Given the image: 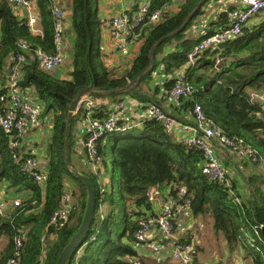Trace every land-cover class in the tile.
Returning a JSON list of instances; mask_svg holds the SVG:
<instances>
[{
  "label": "trees",
  "instance_id": "trees-1",
  "mask_svg": "<svg viewBox=\"0 0 264 264\" xmlns=\"http://www.w3.org/2000/svg\"><path fill=\"white\" fill-rule=\"evenodd\" d=\"M28 1L37 11V32L29 27L27 17L17 16L13 4L0 0V117L10 99L7 96V69L23 43L26 46L25 62L18 67L19 94L25 98L32 90L37 96L40 103H31L41 107L40 117L51 115V134L46 148V164L42 166L38 162V171L43 174V182L38 185L29 172L20 169L24 158L34 155L24 150H19L18 154L14 152L11 144L20 141L21 135L16 131L6 133L0 126V180L18 191H30L18 205L0 215V230L7 237L5 249L0 252V264H7L15 256L17 237H20L21 245L14 264H56L81 222L86 188L71 175L65 158L71 161L76 154L73 131L76 123L86 120L88 114L91 118L103 119L107 111L83 103L67 124L71 102L90 86L111 92L132 83H135L130 90L132 96L143 98L139 92L143 85L148 87L156 71L164 76L163 87L169 92L177 74L187 66V54L192 46L229 24L226 11H222L207 24L204 35L191 40L186 32L204 13L202 7L207 0H183L174 13L165 10L169 0H153L152 10H161L160 20L133 30L130 39L137 38V54L121 75H114L93 48L101 26L96 0H68V4L60 7L64 10L63 23L67 20L73 31L71 67L67 78H59L43 69L35 55L37 50L56 53L52 15L55 1ZM139 1L133 11H128L130 15L137 10ZM230 9L233 8L227 10ZM262 46L264 18L258 24L243 27L238 37L205 50L194 65L186 68V79L192 92L182 97L178 104L191 110L192 124L194 107L199 105L209 125L216 126L227 137L242 139L264 159L262 110L250 98V92L264 91ZM168 48L171 50H166ZM142 74L140 81L135 82ZM116 133H103L96 142L97 162L105 175L109 173L111 137ZM88 135L86 132L82 137V151ZM113 158V173L119 178L116 193L111 179L109 192L105 189L100 194L92 172H84L96 190V209L78 264H133L134 261L148 264L138 252L133 232L138 227L141 208L150 207L146 190L160 185H170L174 189L183 186L185 195L191 199L193 216L210 215L214 230L223 235L230 250L240 247L251 264H264L261 235L264 194L256 186L259 184L255 183L254 198H241L236 185L228 187L224 182L205 177L200 172L203 161L200 151L175 141L164 125L154 118L139 127L133 126L128 130L127 138L115 137ZM251 164L258 165L257 162ZM63 191H68L73 209L65 220L51 223L53 213L61 207ZM99 201L102 206L107 203L108 211L104 216L102 209V219L97 211ZM92 235L93 240L90 239Z\"/></svg>",
  "mask_w": 264,
  "mask_h": 264
},
{
  "label": "built area",
  "instance_id": "built-area-1",
  "mask_svg": "<svg viewBox=\"0 0 264 264\" xmlns=\"http://www.w3.org/2000/svg\"><path fill=\"white\" fill-rule=\"evenodd\" d=\"M11 4L23 7L27 15V23L29 27L37 32L36 15L33 14L34 4L28 0H8ZM170 2H176L179 0H169ZM241 7L225 10L229 24L215 31L212 34L204 36L201 40L197 41L189 53L187 54V66L185 70L179 72L174 80V84L169 91V95L172 100L178 102L182 97H187L192 92V87L189 85L186 79V68L192 66L199 59V56L207 49H214L220 44L232 40L239 36L243 27L247 26L249 22L260 15H264V0H240ZM153 0H140L139 6L131 15L122 10L119 14L114 16L110 22L109 33L114 44L115 49L124 53L128 49V41L133 36V30L144 25L157 23L161 18V10H152ZM168 6L165 10H167ZM52 15L54 18V36H55V48L56 53H43L40 50L35 52L36 59L40 63L41 67L47 71L56 69L62 63V41H63V28L64 23L62 21L64 16V10L59 5L54 4L52 7ZM25 44H20L18 47L19 53H17L9 68L7 69V85L9 88L8 97L9 104L0 117V126L6 132L10 133L16 131L19 135H22L24 131L29 128L38 126L39 117L42 112L41 107L38 104L28 102L24 96L19 93L18 79L20 78V72L18 67L25 62ZM88 94H83L79 101V107L83 103H86L87 107H90V102L86 101ZM251 101L257 102L262 110V118L264 119V91L250 92ZM4 99L3 97L1 98ZM123 103H119V107H122ZM78 107V108H79ZM151 118L156 119L164 127L170 131L176 124L175 118L168 112L164 111L161 107L151 105L150 107ZM194 123L191 127H186L189 134H186L181 139V144L186 147H195L200 151L203 161L200 166V172L202 175L209 179H215L220 182H224L226 186L230 187L227 180V169L223 166L214 150V142H216L222 148L231 150L241 158H245L250 162H257L259 166L264 168V159L258 157L256 153L244 144L242 139L230 138L222 133L214 125H209L202 113L199 105H195L193 110ZM87 133L83 149L85 162L89 165L90 171L94 175L97 190L99 193H103L105 190L104 177L106 176L100 164L97 162V149L96 142L103 133H125L133 126L131 124L122 123L115 115H107L103 119L91 118L88 114L87 118ZM12 148L14 152L20 149L18 141L12 142ZM16 159V156H15ZM38 159L34 156L26 157L20 163V169L24 172H29L32 179L41 185L43 182V174L38 171ZM174 190V191H172ZM147 201L150 203V207L141 208L142 214L138 218V227L133 232V239L137 242L138 248L145 249L155 256H168L171 264H198L194 261L195 258V246L190 240H176L173 237L175 230V224L178 219L187 214L188 217H192L190 211L191 199L185 195V189L183 186H178L174 189L172 186L160 185L151 186L145 193ZM163 197V201L156 209V200ZM98 205V213L100 219H102V204ZM19 201H13V205H18ZM4 203L0 201V215L4 210ZM73 209L72 203L68 191H63V197L61 201V207L53 213L51 223H55L58 220H65L68 212ZM91 240L94 239L92 235ZM20 237L15 239L16 253L7 264H14L18 255V249L21 245ZM86 242L75 251L69 264H78L79 253L85 246ZM133 264H142L141 262L134 261Z\"/></svg>",
  "mask_w": 264,
  "mask_h": 264
},
{
  "label": "crops",
  "instance_id": "crops-1",
  "mask_svg": "<svg viewBox=\"0 0 264 264\" xmlns=\"http://www.w3.org/2000/svg\"><path fill=\"white\" fill-rule=\"evenodd\" d=\"M54 1L55 4L59 6L68 4V0ZM182 1L183 0L176 2L169 1L167 11L174 13ZM137 3L138 0H96L95 2L97 15L101 19V26L99 37L94 38L93 48L100 53L104 64L114 75H121L129 66L131 60L137 54L138 41L137 38L130 39L128 41L127 51L124 53L118 52L115 49L110 37V22L112 18L119 14L122 10H126L127 12L133 11L135 6H137ZM241 5L240 0H207L202 7L204 13L196 19L195 25L187 30V38L192 40L194 38L201 37L207 31V24L214 21L220 12L227 10L229 7L237 8L241 7ZM14 10L19 17L27 15V12L23 7L14 5ZM33 11V14L37 17L35 7L33 8ZM263 18L264 15L253 18L249 22L248 26L260 23ZM63 25L64 35L61 51L62 63L56 69L50 71L59 78H67L69 76L68 73L71 67L73 45V31L70 29V24L67 20H65ZM35 28H38L37 23ZM166 50L171 49L168 48ZM184 70L185 69H182L180 72ZM163 81L165 80L162 73L160 74L159 71H156V75L153 77L152 82L148 84L149 88L146 85H143V90L139 92V95H142L143 98H134L130 93L134 84H129L128 86L111 92L92 88L91 91L88 92L86 101L91 103L90 107L92 108L103 107L104 110L107 111L106 116L113 114L119 118L120 122L136 125V127L141 126L144 121L151 118L150 107L155 104L156 106L161 107L164 111L170 113L175 118L176 124L169 132L175 141L180 142L186 134H189L186 127L192 126V113H190L191 110L181 108L178 102L171 99L169 92L163 87ZM25 99L28 102L30 101V103H40L32 90L30 93H26ZM119 103H123L122 107L118 106ZM73 131L75 135L74 150H76V154H73V157L69 162L72 167L80 172L84 173L86 169L90 171L89 165L84 160V151H82L81 144L82 137L87 132V121L82 120L77 122L73 127ZM50 134L51 115H41V117H39L38 126L27 129L20 136V141H18L20 145L19 150L31 152L32 155L38 159V162L44 166V164H46V148L49 143ZM214 150L225 168L228 165L227 167H231V170L237 171L236 176L232 174L230 175V180L231 186L236 185L235 188L240 193L241 198H254L256 184H259L256 186H259L260 191L264 194V168L259 165L254 166L251 162L244 158L242 159L240 156L237 157L238 155L233 153L231 150L222 148L216 142H214ZM29 193L30 191L27 190L18 191L16 188H10L8 187L6 181L0 180V201H2L5 206L3 212L10 211L14 207L13 201L18 200L20 202V200L27 197V194ZM163 200V197L156 200V209ZM197 217L198 216L193 215L192 217H188L187 214L182 215L175 224L173 237L176 240H190L193 242L195 246V257H197L196 263L202 264L199 262V251L203 250V247L195 242L192 233V226L193 223L196 222ZM214 232L216 234L212 237V239L216 236L220 240L219 246L222 252L220 259L224 261V264L225 262L230 264H251L250 258L244 255L240 247H235L230 250L223 235L215 230ZM6 243L7 237L4 235L3 230H0V252L5 249ZM138 252L148 264H171L168 256H155L151 252L141 248H138ZM154 260L156 262H153Z\"/></svg>",
  "mask_w": 264,
  "mask_h": 264
},
{
  "label": "water",
  "instance_id": "water-1",
  "mask_svg": "<svg viewBox=\"0 0 264 264\" xmlns=\"http://www.w3.org/2000/svg\"><path fill=\"white\" fill-rule=\"evenodd\" d=\"M188 21V20H187ZM186 21V22H187ZM186 22L181 26L183 27ZM180 30V29H179ZM177 32V31H175ZM175 32L171 33L174 34ZM158 44V43H157ZM262 50H264V46H262ZM219 57H222V54L219 55ZM152 66V65H151ZM151 66L147 69L149 71L151 69ZM143 74L140 75L135 82L140 81ZM135 84V83H132ZM92 86H90L84 93L79 94L70 104L67 112V124L70 122V119L73 117V114L76 112V110L79 107V101L83 94H88L89 91H91ZM114 146V145H113ZM113 153V148H112ZM65 163L68 167L69 172L71 175L79 180L86 188V202L85 207L83 210V216L81 219V222L77 228V230L73 233V235L69 238L67 244L62 249L56 264H69L75 251L83 244V242L86 239V236L89 233L90 226L94 219V213L96 209V190L95 187L91 181V179L84 173L76 170L74 167L71 166L68 158H65ZM261 235L264 239V227H261ZM194 261H197V257L194 258Z\"/></svg>",
  "mask_w": 264,
  "mask_h": 264
},
{
  "label": "rangeland",
  "instance_id": "rangeland-1",
  "mask_svg": "<svg viewBox=\"0 0 264 264\" xmlns=\"http://www.w3.org/2000/svg\"><path fill=\"white\" fill-rule=\"evenodd\" d=\"M127 135H128V132L116 133V134L112 135V137H111L110 151L108 153L109 173L107 174V176L104 177V186H105L107 193L110 190L111 179H112V182L114 184L115 193L117 192L118 184H119V178H118L117 174L113 173L114 158H113L112 148L114 145L115 137L125 136L127 138ZM237 157H239V156H237ZM237 157H236V159H237ZM227 166H226V168H227V180H228L229 184L231 185L230 175L232 174V175L236 176L237 171L231 170V167H227ZM85 172L89 173L90 171H88V169H86ZM102 208H103V214H104V216H106L107 211H108L107 203L104 204L102 206ZM209 217L211 218L210 215H198L196 222L193 223V226H192V233H193V237H194L195 242L198 245L203 247V250L199 251L200 252L199 262L202 264H224V261H222L220 259V257L222 256V252H221L220 246H219L220 240L216 236H215V238H213L214 240L212 239V237L216 233L214 232V228H213V220H212V218L210 220ZM198 256H199V253H198ZM225 264H230V263L225 262Z\"/></svg>",
  "mask_w": 264,
  "mask_h": 264
},
{
  "label": "bare ground",
  "instance_id": "bare-ground-1",
  "mask_svg": "<svg viewBox=\"0 0 264 264\" xmlns=\"http://www.w3.org/2000/svg\"><path fill=\"white\" fill-rule=\"evenodd\" d=\"M228 23V22H227Z\"/></svg>",
  "mask_w": 264,
  "mask_h": 264
}]
</instances>
